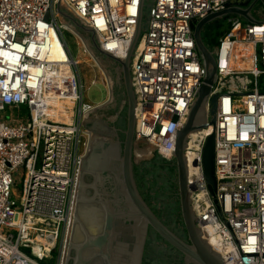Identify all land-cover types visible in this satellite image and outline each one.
Returning <instances> with one entry per match:
<instances>
[{"label": "built area", "instance_id": "built-area-1", "mask_svg": "<svg viewBox=\"0 0 264 264\" xmlns=\"http://www.w3.org/2000/svg\"><path fill=\"white\" fill-rule=\"evenodd\" d=\"M141 1L0 0V264H62L65 257L90 111L60 12L91 29L103 52L125 60ZM229 1L152 0L146 11L130 64L134 138L167 162L205 76L194 27ZM225 19L229 28L212 51L216 81L207 102L210 120L209 101L217 97L215 123L191 134L185 150L191 207L224 264H264V18ZM45 94L74 101L71 124L55 119ZM210 135L214 198L202 165ZM21 171L17 203L11 187Z\"/></svg>", "mask_w": 264, "mask_h": 264}, {"label": "water", "instance_id": "water-1", "mask_svg": "<svg viewBox=\"0 0 264 264\" xmlns=\"http://www.w3.org/2000/svg\"><path fill=\"white\" fill-rule=\"evenodd\" d=\"M257 2L264 6V0H231L223 10L211 13L196 23L193 37L205 76L186 123L176 134L173 163L136 162L137 145H148L134 138L135 97L130 76L131 59L143 25L144 0L141 1L136 31L125 60H118L103 52L91 29L74 17L60 12L74 34L80 35L96 62L101 63L105 59L110 65L117 64L115 80L122 88L126 108L123 129L114 126L119 120V113H116L113 119L109 118L110 124L103 123L105 133L100 130L89 132L87 152L79 163L62 264H143L147 247L160 249L161 253L162 249H167L166 245L182 256L183 264H224L220 255L206 242L192 210L185 150L191 134L215 123L217 97L213 96L209 101L210 120L207 102L210 87L216 81V66L214 54L202 37L204 28L209 23L231 15L254 24L256 21L250 10ZM101 68L105 76L112 80V75L104 66ZM109 105L115 106L112 86L109 99L89 112V115L102 112ZM106 144L108 147L105 148ZM97 147L101 151L94 154ZM214 158V135H210L204 144L202 165L207 189L213 198L216 192ZM83 161L87 162V168H83ZM169 164L174 165V172L168 169ZM87 175L91 177L89 183L84 181ZM214 203L217 204L215 199ZM146 264L162 262L155 260Z\"/></svg>", "mask_w": 264, "mask_h": 264}, {"label": "rangeland", "instance_id": "rangeland-1", "mask_svg": "<svg viewBox=\"0 0 264 264\" xmlns=\"http://www.w3.org/2000/svg\"><path fill=\"white\" fill-rule=\"evenodd\" d=\"M151 2H152V0H147V2H146L145 8H144V16H143V20H142L143 25H142L140 35L145 33L146 11L149 8V5L151 4ZM250 14L255 21H259V20L263 19L264 18V6L260 2H257L252 7V9L250 10ZM228 28H229V25H228L227 20L225 18H223L221 20H216L212 23H209L204 28L202 37L206 43V46L210 49V51H213L214 47H216L218 45V39L221 36H223V34L227 31ZM63 38H64V41L66 42V44L68 46V49H69L72 57L76 59L79 55V51H78L79 40H78L77 36H75L74 33H72L71 31L70 32L69 31H63ZM103 60H105V59H103ZM91 62L90 63L94 66H92V68L86 67L87 68V70H86L87 77L86 78L90 82V89L86 90L84 88V90H83V101L86 100L87 102H93L94 104H91L90 108H92V107L97 108L98 106L102 105L103 103H105L109 99L110 94L108 92V86H107L105 76L103 74L104 73L103 70L99 66H97L93 61H91ZM102 65H103V63H102ZM104 68L106 69L107 67L104 66ZM78 71L80 73V77H81L82 83L84 85L85 82L83 80V77L81 76V72H80L79 67H78ZM111 81H112V87L114 90L115 80H113V78H112ZM118 96H119V99L117 96H116L117 98H115V106L114 107H108L107 115L110 119H113L115 114L119 113V117H120L119 121L121 122V124L124 125L125 124V117H126V108L123 104L125 102V97H124L123 91H120ZM83 105H84V103H83ZM93 116L97 118V116H99V115H98V113H95V114L93 113ZM91 117H92V115L89 116V118H91ZM84 137H86V136H84ZM146 147L147 146L144 143L138 144L137 147L135 148V155L139 156L140 154L137 152L138 151H144V149H147ZM136 162L168 163V162L160 160L158 158V155L156 154V152L153 150H152L151 155L149 157H146L143 159H138V160H136ZM170 163H173V162H170ZM23 176L24 175H23L22 171L17 176H15L14 177V185L11 187V199L15 200L17 203L19 202V198L21 195Z\"/></svg>", "mask_w": 264, "mask_h": 264}, {"label": "bare ground", "instance_id": "bare-ground-1", "mask_svg": "<svg viewBox=\"0 0 264 264\" xmlns=\"http://www.w3.org/2000/svg\"><path fill=\"white\" fill-rule=\"evenodd\" d=\"M143 16H142V20H143ZM64 27H66L72 33H75L73 31V29L70 27V25H68V23L64 22ZM74 35L77 36V38L79 40V42H78L79 55L75 59V61H76V64L78 65V67L80 68L81 76L83 77V80L85 82L84 85L82 83L83 90H84V88L86 90H89L90 89V82L86 78L87 77V75H86L87 68L86 67H91L92 68V66H94V65L91 64L92 63L91 61H93L100 68L103 67V66L108 67L110 62L108 60H104L101 63L96 62L94 60V58L92 57V54L89 51V49L87 48L86 44L83 42L82 38L80 37V35H78V33L74 34ZM102 63H103V65H102ZM101 69L103 70V68H101ZM116 73H117V69H116ZM104 76H105V74H104ZM105 79H106L107 86H108V92L110 94V87L112 86V81L110 79H108L106 76H105ZM43 98L48 103V105L52 107V109H53V114L52 115L55 117L56 120H58L60 122H63V123H66V124H71L72 123V116H73V111L72 110H73V106H74V101H72L71 99L70 100H59L58 98L53 97V95L50 96L48 94H45ZM83 103H84V108H85L86 112H88V111L92 112V110L95 109V107L90 108V105L94 104L93 102H87L86 100H84ZM88 115H89V113L85 115L84 123L86 122V120L88 118ZM104 115L106 117H108L107 114H104ZM84 136H85V134L83 135V138H82V141H81V151H82V153L85 151V148H86V145H87L86 144L87 143L86 142V137L87 136L86 137H84ZM146 146H147L146 147L147 149L143 148L144 151H138L137 152V153L140 154L139 156H137L138 159H143V158L149 157L151 155L152 150L154 151V148L152 146H150V145H146ZM66 241H67V238H66ZM64 252H65V250H64ZM64 255H65V253H64Z\"/></svg>", "mask_w": 264, "mask_h": 264}, {"label": "flooded vegetation", "instance_id": "flooded-vegetation-1", "mask_svg": "<svg viewBox=\"0 0 264 264\" xmlns=\"http://www.w3.org/2000/svg\"><path fill=\"white\" fill-rule=\"evenodd\" d=\"M116 68H117V64L116 65L115 64H111V65L109 64L108 67L106 68V70L112 75L113 80H115L116 75H117ZM114 86H115L114 90H113L114 96H115V98L118 97V99H119L118 94L120 91H122V88L116 84V80H115ZM108 107H111V105H109ZM107 112H108V109L102 110V112H98V115H99V116H97L98 118L94 117L91 114L92 117L89 118V116H90L89 115L86 122L84 123V128L86 131L85 136H87L86 137V142H87L86 144L87 145H86L83 156H85L86 152H87V147H88V143L90 140L89 132H97L100 130L101 132L105 133L106 127L103 125V123H109L110 124L109 118L104 115V114H107ZM119 119H120V117H119ZM114 126L120 130V129H123L124 125L121 124V122L118 120L117 123L116 122L114 123ZM106 147H108V144L105 145V148ZM99 151H101L100 147H97L94 150V154L100 153ZM93 156H95V155H93ZM158 158L162 161H165L162 158H160L159 156H158ZM165 162H167V161H165ZM168 163H170V162H168ZM81 164H82L83 168H87V162L86 161H83ZM168 169L172 170L173 172L175 171L173 164H169ZM90 180H91L90 176H88V175L84 176V181L86 183H89ZM174 195L175 194L173 193V197H174ZM155 241H156L155 239L152 240V242H154V243H155ZM166 246H167V249H162L161 253H160V249H157V248L155 249V247H150V248L147 247L146 254H145L144 260H143V264H146L147 262H152V261L155 262V260L161 261L162 264H183L182 256L176 250L170 248L168 245H166ZM154 253H155V255H153Z\"/></svg>", "mask_w": 264, "mask_h": 264}, {"label": "trees", "instance_id": "trees-1", "mask_svg": "<svg viewBox=\"0 0 264 264\" xmlns=\"http://www.w3.org/2000/svg\"><path fill=\"white\" fill-rule=\"evenodd\" d=\"M222 34H223V33H222ZM222 34H221V35H222Z\"/></svg>", "mask_w": 264, "mask_h": 264}]
</instances>
